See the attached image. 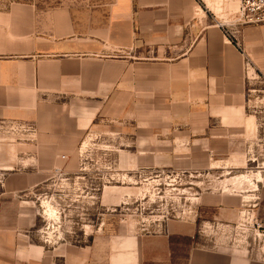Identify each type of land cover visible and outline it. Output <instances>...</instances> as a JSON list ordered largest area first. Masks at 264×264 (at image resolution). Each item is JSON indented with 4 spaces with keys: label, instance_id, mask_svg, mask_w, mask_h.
Masks as SVG:
<instances>
[{
    "label": "crops",
    "instance_id": "crops-1",
    "mask_svg": "<svg viewBox=\"0 0 264 264\" xmlns=\"http://www.w3.org/2000/svg\"><path fill=\"white\" fill-rule=\"evenodd\" d=\"M221 6L98 0L80 9L0 1V120L40 128L39 145L20 142L26 145L17 144L12 157L0 149V264H264V254L199 247L189 222L127 236L120 252L113 251L115 235L107 244L94 235L89 244L45 245L31 196L98 119L136 120L143 142L159 144L144 157H171L164 146L174 143L175 158L234 151L264 158V126L250 115L244 56L220 26L229 19L216 12ZM231 29L264 77V24ZM43 95L67 97L51 102Z\"/></svg>",
    "mask_w": 264,
    "mask_h": 264
},
{
    "label": "rangeland",
    "instance_id": "rangeland-1",
    "mask_svg": "<svg viewBox=\"0 0 264 264\" xmlns=\"http://www.w3.org/2000/svg\"><path fill=\"white\" fill-rule=\"evenodd\" d=\"M38 1L55 8L75 5L85 9L98 0ZM221 2L216 12H224L229 19L220 26L235 38L240 52L247 54L237 31L231 29L242 26L236 23L240 2ZM247 56L244 67L249 81V112L264 126V77L252 56ZM42 97L61 102L67 96ZM33 123L36 132L32 139H27V132L12 135L9 142L0 143V149L7 147L2 152L12 157L16 156L17 144L26 145L20 142L39 145L40 128ZM95 124L86 130L69 158L56 161L47 181L31 195L41 214V243L53 247L89 244L93 241L90 237L101 235L107 244L105 237L115 235L117 248L113 251L120 252L125 249L127 236L166 233L174 223L189 222L195 226L199 247L231 248L257 253L256 257L264 254V181L258 183V189L248 187L246 191L224 186L227 178L240 173L261 171L264 176V158H238L236 151L209 159L175 158L174 143L164 146L171 150V157H144L145 150L153 151L159 144L153 139L143 142L136 120L98 119ZM50 207L56 212L53 217L48 212Z\"/></svg>",
    "mask_w": 264,
    "mask_h": 264
},
{
    "label": "built area",
    "instance_id": "built-area-1",
    "mask_svg": "<svg viewBox=\"0 0 264 264\" xmlns=\"http://www.w3.org/2000/svg\"><path fill=\"white\" fill-rule=\"evenodd\" d=\"M240 2L239 16L236 23L245 24H264V0H237ZM243 52L247 58L246 52ZM28 133L27 139H32L36 129L32 122H22L21 120H0V143L9 142L12 135Z\"/></svg>",
    "mask_w": 264,
    "mask_h": 264
},
{
    "label": "bare ground",
    "instance_id": "bare-ground-1",
    "mask_svg": "<svg viewBox=\"0 0 264 264\" xmlns=\"http://www.w3.org/2000/svg\"><path fill=\"white\" fill-rule=\"evenodd\" d=\"M264 181V176L260 171L250 172V173H240L227 178L224 182V186L229 189V187L242 189L246 191L248 187H253L258 189L259 184ZM50 206V204H48ZM51 217L55 216L56 212L50 207L48 210Z\"/></svg>",
    "mask_w": 264,
    "mask_h": 264
}]
</instances>
